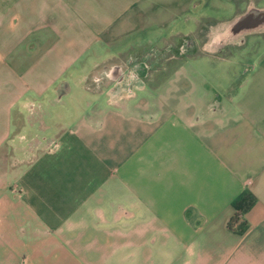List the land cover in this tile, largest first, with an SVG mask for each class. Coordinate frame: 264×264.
I'll return each mask as SVG.
<instances>
[{"label":"crops","instance_id":"0c3cea01","mask_svg":"<svg viewBox=\"0 0 264 264\" xmlns=\"http://www.w3.org/2000/svg\"><path fill=\"white\" fill-rule=\"evenodd\" d=\"M256 4L0 0V264H264Z\"/></svg>","mask_w":264,"mask_h":264},{"label":"water","instance_id":"95a60500","mask_svg":"<svg viewBox=\"0 0 264 264\" xmlns=\"http://www.w3.org/2000/svg\"><path fill=\"white\" fill-rule=\"evenodd\" d=\"M260 30H264V7L259 9H249L246 13L236 18L222 36H225L224 40H226L233 36H239Z\"/></svg>","mask_w":264,"mask_h":264},{"label":"rangeland","instance_id":"374dc122","mask_svg":"<svg viewBox=\"0 0 264 264\" xmlns=\"http://www.w3.org/2000/svg\"><path fill=\"white\" fill-rule=\"evenodd\" d=\"M255 2L257 3L256 5H258L259 7L260 6H264V0H255ZM240 9H245L246 8V5L244 3L241 4V6H239ZM240 11V10H239ZM242 12V11H240ZM234 13V11H233ZM202 31L200 33L201 35V41H200V45L201 47H205L206 49H209L210 48V44H212L211 48L215 45V41L214 43H212L213 41V37H209L207 35L208 34V31L211 30V28L209 27H201ZM216 44H219V43H216ZM115 47H111L110 49H113L114 50ZM106 49H108L107 47H102L101 45H99L98 43H95L94 46L88 50V53H103L104 51H107ZM81 65L82 66V62L79 61L78 64L76 65L77 67ZM74 82H72V86H74ZM77 90L74 92V96L75 94L77 95Z\"/></svg>","mask_w":264,"mask_h":264},{"label":"trees","instance_id":"16d2710c","mask_svg":"<svg viewBox=\"0 0 264 264\" xmlns=\"http://www.w3.org/2000/svg\"><path fill=\"white\" fill-rule=\"evenodd\" d=\"M252 205V201L249 195H245L242 200H240L238 203H236V208L238 212L234 216V218L231 219L229 222L230 229H233L234 223H240L241 215L250 208ZM241 229L240 232H243L245 229V224L240 223Z\"/></svg>","mask_w":264,"mask_h":264}]
</instances>
